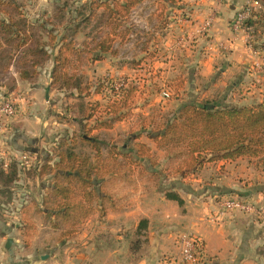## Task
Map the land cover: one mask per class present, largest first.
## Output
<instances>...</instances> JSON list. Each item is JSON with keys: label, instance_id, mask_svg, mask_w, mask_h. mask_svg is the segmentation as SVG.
<instances>
[{"label": "crops", "instance_id": "1", "mask_svg": "<svg viewBox=\"0 0 264 264\" xmlns=\"http://www.w3.org/2000/svg\"><path fill=\"white\" fill-rule=\"evenodd\" d=\"M247 2L142 0L136 7L153 8L151 16L144 18L139 12L133 20L129 13L122 27L123 31L128 27L129 32H119L112 51L100 61L87 62L83 74L92 84L106 74L137 84L138 91L131 99L136 107L130 109L131 113L155 107L172 113L192 98L220 106L263 103L264 37L259 34L264 29L247 40L244 33H234L230 26ZM260 9L264 12V8L256 10ZM133 33L134 42L129 39ZM52 66L50 59L35 81L20 80L13 74L16 85L10 97L14 98L18 112L9 122L8 133L0 136V171L6 173L10 163L15 162L20 172L18 181L7 192L0 183L3 264H25L19 263V258L32 264H163L164 257L177 254L176 237L180 234L202 239L213 264H264V210L226 213L219 205L221 197L235 195L264 206V157L204 163L187 176L172 171L159 177L155 187H151L152 180L147 183L146 175L138 178L136 172L130 176L133 185L125 187L126 194L119 198L124 202L114 203L113 207L105 205L101 215L96 211L64 249L48 255L41 250L39 258L48 257L39 262L36 253L18 252L20 225L12 222L22 218L33 202L40 204L50 184L51 176L37 175L40 166L46 161L52 165L57 160L62 138L76 140L80 104L106 102L101 94L80 101L74 91L69 95L53 88L49 78ZM164 84L175 94L167 103H161L156 92ZM6 93L0 89V96ZM131 121V117L124 118L108 129L93 130L91 136L103 144L110 138L113 142L130 137L126 149L134 150L137 143H143L150 148L152 157L164 155L143 135L133 139ZM133 153L136 155L135 150ZM22 154L29 155L28 164H21ZM148 161L138 159L145 168ZM103 175L100 189L116 176ZM122 180L126 181L124 177ZM4 193L12 199L8 201ZM105 195L112 202L115 200L114 195ZM170 195L180 198L182 205L169 199ZM141 220H146V227L138 231ZM8 238H12V244L6 249ZM134 240L142 241L138 252L131 251Z\"/></svg>", "mask_w": 264, "mask_h": 264}, {"label": "trees", "instance_id": "2", "mask_svg": "<svg viewBox=\"0 0 264 264\" xmlns=\"http://www.w3.org/2000/svg\"><path fill=\"white\" fill-rule=\"evenodd\" d=\"M141 1L107 0L97 2L94 6L91 3L89 8L103 9L101 18L108 32L104 38L76 45L73 39L75 32L70 35L61 34L58 39L60 31L51 24L52 17L36 20L32 24L15 0H0V75L5 74L12 66L20 80L33 81L52 59L49 78L53 88L68 92L69 95H73L74 91L80 101L93 94H101L106 87L109 91L104 98L105 104L86 102L79 105V133L74 136L76 140L62 138L63 144L56 154L57 160L52 165L48 161L44 162L37 173L39 177L45 174L51 176L50 184L41 203L33 202L31 206L53 228L66 226V236L73 235L79 225L96 211L103 214L106 202L111 207L114 206V202L98 187L104 177V173H100L98 162L94 163L92 157L75 152L74 146L79 140L88 145L94 151V157L98 158L103 143L91 136L92 131L108 129L113 123L126 118L131 99L138 88L128 83L117 93L106 84L105 79L92 84L81 69L87 62L100 61L104 54L112 51L114 38L127 22L126 17ZM256 1L264 8V0ZM55 19L61 17L55 16ZM246 25L254 28V35L259 29L263 30L264 12L261 9L252 12ZM128 32L129 28L126 27L123 34ZM41 34L45 35V41ZM262 35L263 32H260L259 36ZM123 79L127 80L125 77ZM8 80L11 87L3 80L0 81V89L7 91L2 94L5 97H9L15 90V78ZM152 127L151 132L146 133L147 138L158 150L174 153L172 159L179 161L175 171L184 176L204 163L264 157V102L250 106H220L213 101L192 98L182 103L161 125ZM143 132L146 130L134 134L133 139H140ZM135 152V161L152 158L151 150L146 144L137 143ZM19 172L15 162L10 163L6 173L0 171V183L5 190L18 181ZM168 197L182 205L180 198L172 195ZM21 219V223H25L23 216ZM29 225L26 227L29 228ZM145 227L146 220H141L138 231ZM141 246V240H134L131 251L138 252Z\"/></svg>", "mask_w": 264, "mask_h": 264}, {"label": "rangeland", "instance_id": "3", "mask_svg": "<svg viewBox=\"0 0 264 264\" xmlns=\"http://www.w3.org/2000/svg\"><path fill=\"white\" fill-rule=\"evenodd\" d=\"M88 1L89 0H15V2L21 6L22 12L32 24L36 20L44 19L45 17H52L53 20H51V24L54 25L53 27L56 30L60 31L58 39L60 38L61 34L70 35L72 32H75L73 39L76 45H80L82 42H90L91 40H96L100 37L104 38L108 32V29H106L104 21H102L101 18L103 15V9L100 8L93 10L89 8L91 3V6H94V4L97 2H105L107 0H92L91 3ZM55 16H60L61 19L54 20ZM120 32L123 33V29H121ZM41 36H43V38L45 37V35L42 34ZM45 40L46 38H44V41ZM83 67L81 69L82 74ZM13 74H16L15 68L10 66L9 70L5 74L0 75V81L3 80L6 85L11 87L12 84L8 78H15V76H17V74L15 76ZM41 74L42 71H39V74L33 80L35 81ZM102 79H104V77ZM165 88L170 87L166 84L159 86L156 91L157 94H159V92ZM101 95H103V91ZM174 96L175 94L173 97ZM173 97L170 99V101L173 99ZM164 102L167 103V101H161V103ZM142 103L143 102L140 104ZM134 104L135 101L133 100L130 106L131 110L136 107H133ZM147 113H149L148 116L145 115ZM172 113H167L166 110L161 111L160 107H155L152 110L147 108L144 111H138L137 113H131V111L128 112L126 118H132V121L130 122V128H132V137L134 134L140 132V130H146V132L142 133L144 136L143 138L148 142H151V140L147 138L146 133L151 132L153 128L152 126L156 127L157 125H161L168 117H170ZM141 127L145 129H142ZM131 139L132 138L127 137L122 140L116 139L113 142V138L108 139V141L102 145L98 158L94 157L96 155L88 145L82 144L79 142V140L76 141L74 146L75 152L92 157L94 163L98 162L97 164L100 168L99 170L101 174H116V176H112L111 179H108L103 183L101 186V191L105 194L109 193L112 196L114 195L113 198H115V200H113V202L118 205L124 202H120V199L123 197V194H126L125 187L133 185L130 176L136 172L139 173L138 178H140L142 175H146V179H148V181L146 180L147 183H149V180H152L153 186L151 187H155L159 177L162 175L166 176V174L172 171L176 173L175 168L177 164H179L177 159H172V155H174V153L168 154L162 151L164 152V155H153V157L149 159L148 163L146 164L147 168H145V166L138 163V159L135 161L136 155L133 153L135 149H130V147L127 149L125 148V146H129L127 142H130ZM151 170L152 172H150ZM123 177L126 179V181L122 180ZM7 191L8 190H6V192ZM4 195L8 201L12 199L9 193H4ZM249 202H252L258 206V203L256 202L250 200ZM108 204L109 202H106V205ZM21 220L22 219L19 217V220H13L12 224L16 223L20 225L22 224ZM23 222H25L23 223L24 225L22 224V227L18 229L17 233L20 240L19 243H17L18 246H20L18 252L28 251L31 253H36L37 262H39L40 259L44 261L47 259L46 257H48L43 256L42 258H39L40 254L42 253L41 250H43L45 254L48 255L53 254L56 250L64 249L69 244L71 239L76 236V233L79 232L81 225L83 224L82 223L79 225L73 235L66 236V226L61 225V227L58 229L53 228L49 221L46 220L42 215L38 214V211H36L33 206H28L26 211H24ZM25 224L27 226L30 224V227L27 228ZM26 260L27 259L19 258V263L32 264L30 260Z\"/></svg>", "mask_w": 264, "mask_h": 264}, {"label": "built area", "instance_id": "4", "mask_svg": "<svg viewBox=\"0 0 264 264\" xmlns=\"http://www.w3.org/2000/svg\"><path fill=\"white\" fill-rule=\"evenodd\" d=\"M195 1L199 2L201 0ZM257 8L261 7L256 0H248L245 7L242 10L238 11L233 17L230 24L232 31L234 33H244L246 35V39L250 40V38L254 35L255 30L254 28L247 26L246 21L251 18L252 12L257 11ZM139 12H142L144 18H148L153 13V8H150L148 6L146 7L144 5L137 7L135 6L130 12L131 18L135 20ZM262 36L264 37V32ZM130 38L134 42L136 38L135 34H131L129 39ZM104 79L106 80V84L108 83L110 87L117 93H120L128 83H132L133 85L137 86V84H135L133 81H128L123 79V77L112 76L110 74H106L104 76ZM107 93H109V91L106 87V89L103 91V97H105ZM158 95L161 101H169L174 94L169 88H165L161 90ZM17 112V104L14 98L1 95L0 136L8 133L9 122L17 115ZM29 159V155L22 154L19 160L21 164H28ZM219 205L221 210L226 213L240 212L243 214H251L259 212L260 210H264V206L259 207L256 204L235 195H227L221 197L219 199ZM176 245L178 249L177 254L170 257H164V259L162 260L163 264H213L214 262L213 258L208 256L206 252L204 241L199 237H195L190 234H180L176 237ZM0 264L3 263L0 261Z\"/></svg>", "mask_w": 264, "mask_h": 264}, {"label": "water", "instance_id": "5", "mask_svg": "<svg viewBox=\"0 0 264 264\" xmlns=\"http://www.w3.org/2000/svg\"><path fill=\"white\" fill-rule=\"evenodd\" d=\"M11 244H12V238H8L6 242V249H9Z\"/></svg>", "mask_w": 264, "mask_h": 264}]
</instances>
